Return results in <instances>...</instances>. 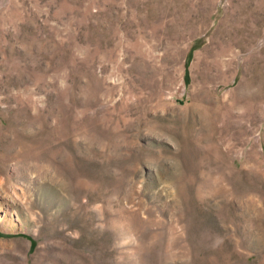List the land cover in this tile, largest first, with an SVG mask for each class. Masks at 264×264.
<instances>
[{
  "label": "rangeland",
  "instance_id": "rangeland-1",
  "mask_svg": "<svg viewBox=\"0 0 264 264\" xmlns=\"http://www.w3.org/2000/svg\"><path fill=\"white\" fill-rule=\"evenodd\" d=\"M0 264H264V0H0Z\"/></svg>",
  "mask_w": 264,
  "mask_h": 264
}]
</instances>
